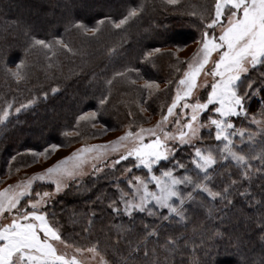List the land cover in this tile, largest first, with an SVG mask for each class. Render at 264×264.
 Returning a JSON list of instances; mask_svg holds the SVG:
<instances>
[{
	"label": "trees",
	"instance_id": "obj_1",
	"mask_svg": "<svg viewBox=\"0 0 264 264\" xmlns=\"http://www.w3.org/2000/svg\"><path fill=\"white\" fill-rule=\"evenodd\" d=\"M214 2L0 0V113L11 105L8 118L0 123V188L9 178L24 179L28 169L47 162L59 149L110 132H136L156 124L167 114L190 61L181 59L180 52L202 41L205 31H211L206 25ZM132 12L135 14L129 15ZM125 17V22L116 27ZM34 38L44 40L51 48L35 45ZM260 71L257 68L251 72L250 78L256 80ZM12 72H18L20 78ZM54 88L57 91L53 92ZM261 95L246 102L248 114L244 119L236 117V124L245 126L251 117L264 115ZM29 99L34 101L32 105L15 111ZM84 114H88L85 119L78 120ZM247 128L264 131V118ZM200 133L202 140L198 138L193 145L215 148L219 144L214 130L202 129ZM232 139L238 148L250 152V179L240 177L242 169L234 162L224 161L223 166L218 163L210 170L209 187L221 190L237 180L232 188L233 205L226 206L188 187L184 191H193L195 200L186 203L188 219L179 224L174 216L161 222L146 213H135V220L113 213L108 205L118 198L119 189L128 191V179L146 175L143 168L127 171L135 163L132 158L116 163L119 157H115L97 166L99 172L71 181L46 209L51 218L60 217L79 238L94 232L97 238L94 235L80 249L95 248L110 264H149L143 250L153 249L156 255L149 260L158 259L160 264H261L264 205L259 201L264 181L258 169H264V162L256 157L264 150L253 152L245 133L243 140L239 134ZM52 144L59 146L53 149ZM176 146L177 159L185 164L188 174L195 176L193 147ZM215 155L219 161V153ZM176 173L184 174L182 169ZM245 187L255 199L237 194ZM220 208L223 211L215 210ZM160 213L168 214L164 210ZM145 225L149 231L157 228L159 236L146 237ZM169 235L181 239L178 251L166 256L161 245ZM130 245L131 249L138 245L142 249L132 258Z\"/></svg>",
	"mask_w": 264,
	"mask_h": 264
},
{
	"label": "snow or ice",
	"instance_id": "obj_2",
	"mask_svg": "<svg viewBox=\"0 0 264 264\" xmlns=\"http://www.w3.org/2000/svg\"><path fill=\"white\" fill-rule=\"evenodd\" d=\"M176 0H168V3H175ZM132 12L129 15H134ZM127 17L122 19L116 27H120ZM83 27V25H78ZM219 28V32L216 29ZM201 41V47L192 63L188 64L187 70L179 80V85L175 97L167 108V114L162 116L154 128H139L136 132L128 131L119 137L111 145H96L91 148H84L70 157L57 162L45 171L35 174L25 181L15 186H9L8 189L0 191V217L5 213L11 216L10 222L0 223V264H80L75 256L67 258L59 254L57 248L51 241H61L60 232L53 226L49 220V214L46 209L47 201L43 198L49 197L48 192L36 193L40 199L31 198V189L33 182H51L55 185V191L59 193L68 185L64 183L65 178L75 176L86 158L84 153L96 151L97 156L101 150L111 147L113 151L117 148H123L124 152L119 155L118 163L121 160L132 158L134 164L127 168L131 173L132 167L143 168L147 172V177L134 176L127 180L128 191L119 189V196L113 199L108 207L113 213L123 214L135 220V213H146L149 217H157L161 222H167L172 217H178L177 224L187 221L186 203L194 202L193 191L206 193L213 200L219 199L226 206L233 205L231 199L232 188L237 185V180L233 179L221 190H213L209 187L211 183L210 170L213 166L224 161L234 162L239 169L243 180L250 179L248 169L252 167L249 163L252 157L244 152L243 148H238L232 137L239 134L243 140L244 131L242 129L234 130L235 125L232 118L247 116L248 109L246 102L256 95L264 94V0H215L213 12ZM95 31V29H93ZM35 45H41L50 49L51 45L44 40H33ZM57 43H60L57 41ZM67 47V45H64ZM213 53L216 54L212 60V68L206 71V65L209 64ZM20 65H17L19 68ZM260 68L256 80L250 78V73ZM204 73L212 77L210 86L205 81V86L210 87L206 98L201 102H184L181 108V114L187 120L183 128L175 134L167 131L163 124L168 120L169 115L181 103L190 98L194 88L197 87V78ZM11 75L17 79L20 78L18 72H12ZM53 92L57 91L55 88ZM45 97L47 93L44 94ZM34 101L29 99L26 104H21L15 109L20 112L21 109L32 105ZM101 104L104 103L102 99ZM260 103H264V95H261ZM6 106L0 113V123H4L9 116ZM184 110H190V115ZM208 115L205 122H201L199 117L205 113ZM88 114L81 115L78 120L85 119ZM95 116V113L91 114ZM255 122V118L253 117ZM176 120V124H180ZM201 129H207L210 132L214 130V139L219 144L213 148L211 145L200 147L193 145L192 141L198 137ZM145 136L153 137L145 141ZM248 139H253L249 134ZM172 141V144L168 142ZM223 146L220 147L219 145ZM193 147L191 164L195 169V176L188 174V169L184 163H181L177 157V146ZM59 145L52 144L55 149ZM47 152V149H45ZM219 153V161L215 153ZM36 155H39L37 153ZM264 162V151L259 157ZM71 161L69 164L68 162ZM154 169H158L156 174ZM177 169H182L184 174H175ZM96 172L100 169L95 168ZM261 173L259 178L264 181V169H258ZM150 184L155 185V189L149 188ZM183 186V187H182ZM191 187L193 191H184ZM262 198L259 201L264 205V183L261 184ZM239 196H247L250 200L255 199L254 194L247 187L243 191H238ZM27 200V204H22V200ZM44 205L42 208L41 205ZM158 209H166L167 215L162 214ZM223 211V208L215 209ZM211 211L209 214H211ZM264 221V216L261 217ZM163 226V223H161ZM261 238L264 239V226L261 227ZM143 232L146 237L159 236L157 228L149 231L148 225H145ZM180 236H167L161 247L167 255L176 253L179 249ZM131 249V245L129 246ZM146 249V245L144 246ZM138 245L136 249H131L130 258L134 257L136 252L141 251ZM153 249L151 252L143 250V257L149 264H160L157 259L154 262L149 260L150 256H155ZM264 264V260H261Z\"/></svg>",
	"mask_w": 264,
	"mask_h": 264
},
{
	"label": "rangeland",
	"instance_id": "obj_3",
	"mask_svg": "<svg viewBox=\"0 0 264 264\" xmlns=\"http://www.w3.org/2000/svg\"><path fill=\"white\" fill-rule=\"evenodd\" d=\"M216 32H219V28L216 29ZM201 47V40H197V42H194L190 45H188L185 50L180 52L179 56L183 60H190L189 63H192L194 58L196 57L199 49ZM217 58L216 54L213 53L212 58L209 60V64L206 65V71H210L212 68V60ZM188 63V64H189ZM188 67V65H187ZM187 67L185 71L187 70ZM184 71V72H185ZM205 81L208 82V85L210 86L212 82V77L210 75H205L202 73L198 78H197V87L194 88L193 94L190 98H186V101H181V103L173 110V114L169 115L168 120L164 122L163 127L172 133L178 132L180 129L183 128V124L186 123L187 118L181 114V108L182 104L184 102L188 103H195L197 100H200L201 102L206 98L207 91L210 90V87L207 91H204L205 86ZM182 87V86H180ZM248 108V106H247ZM185 112L190 115V110H184ZM211 113L205 112L203 113L200 117L199 120L201 122H205L207 120L208 115ZM245 116H242L241 119H244ZM264 115L259 113L257 118H255V122L253 121V117L250 118L249 121L245 122H250L248 125L241 126L242 122H239L236 124L235 118H233L234 125L236 127V130L242 129L246 135V141L250 144H252V150L253 152L257 149L264 150V131L261 130H254L253 128H247L249 125H254L259 122V120H263ZM162 118L159 119L156 124L151 125V127L148 128H154L159 122H161ZM176 120H180V124H176ZM243 127V128H242ZM129 129V128H127ZM147 129V128H146ZM202 130V129H201ZM128 130H123V131H114L107 133L106 135L102 137H98L96 139H92L89 142H81L77 143L74 146L67 147L65 149H59L56 154L53 155L51 159H49L47 162H40V164H36L32 168L28 169V171L25 172L24 175L25 178H21L16 176V178H9V181L6 182L1 188L0 191H3L5 189H8L9 186H15L20 182L25 181L27 178H30L31 176L41 173L45 171L47 168L52 167L53 165L57 164V162L64 160L67 157H70L73 153L79 152V150L84 149V148H91L92 146L96 145H111L112 142H115L119 137L123 136ZM201 132V131H200ZM249 134H252L253 139L250 141L248 139ZM201 135V133L198 134V137ZM238 135V134H237ZM153 137L150 136H145V141L152 139ZM198 138H194L192 143L197 141ZM169 144H172V141L168 142ZM124 152L123 148H117V150L113 151L111 147L101 150V154L97 156L96 151H89L84 153V157H86L83 160V163L78 171V173L73 176V177H67L64 180V183L67 185L78 178H84L87 177L91 172L95 171V168L109 159H114L115 157H119L120 154ZM245 153L248 155L250 154L249 151L245 150ZM69 164L71 161L68 162ZM146 175H141L142 177H147V172L144 170ZM156 171V174H159L158 169H154ZM179 174V173H175ZM22 176V175H21ZM140 176V175H139ZM41 184L44 186H36L35 184ZM51 185V189H49ZM49 186V187H48ZM149 188L154 190L155 185L150 184ZM66 190V188H63L59 193L55 191V185L52 184L51 182H40V181H35L33 182L32 189H31V198L33 200L40 199L41 197H37L36 193H41L43 194L44 192L49 193V197L43 198L44 200L47 201L46 207L50 205V201L54 199V197H57L61 193H63ZM23 204H27V200L25 202H22ZM41 207L43 208L44 205L42 204ZM167 211L166 209H158L159 212ZM49 214V220L53 224V226L60 232L61 234V241H51L54 246L57 248V251L59 254L65 255L67 258H71L73 256L76 257V259L80 262V264H110L109 262H105L101 254L96 250L95 248H88V249H80L81 245H87L89 242L94 238V235L96 237V234L94 233H87L86 236H82L79 238L75 233H73L70 230V227L67 226L66 224H63L62 221H60V217H50V211H48ZM142 214V213H141ZM11 216L5 213L4 217H0V223H7L10 222ZM97 238V237H96Z\"/></svg>",
	"mask_w": 264,
	"mask_h": 264
}]
</instances>
